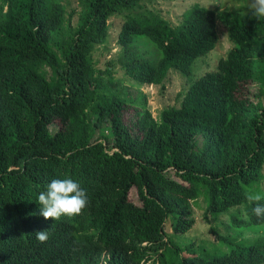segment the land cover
Returning a JSON list of instances; mask_svg holds the SVG:
<instances>
[{"label": "trees", "instance_id": "trees-1", "mask_svg": "<svg viewBox=\"0 0 264 264\" xmlns=\"http://www.w3.org/2000/svg\"><path fill=\"white\" fill-rule=\"evenodd\" d=\"M145 1L0 0V264H264V19L195 4L174 25ZM122 13L118 60L140 84L192 76L219 22L234 46L155 117L93 55ZM65 177L88 204L45 219L37 195ZM196 205L215 239L184 244Z\"/></svg>", "mask_w": 264, "mask_h": 264}, {"label": "rangeland", "instance_id": "rangeland-1", "mask_svg": "<svg viewBox=\"0 0 264 264\" xmlns=\"http://www.w3.org/2000/svg\"><path fill=\"white\" fill-rule=\"evenodd\" d=\"M68 8L76 7L77 0H69ZM145 7L139 8V11L144 9L152 10L160 13L164 18L168 19L172 24L177 25L182 21L184 13L193 7L195 4H201L209 8L217 10H232L250 12L249 4L250 0H148L144 2ZM144 10V11H146ZM77 19V16L75 17ZM125 21V14H118L111 18L110 31L107 37V41L96 46L94 50V58L97 62L99 69H106L109 61L114 60L115 68L112 72L113 84L110 80L109 74H103L105 81L109 85H115L117 88L125 90L126 94L139 101L146 100L147 106L152 110L155 117H158L160 112L170 106H179L183 95L187 92L192 83L206 74L209 71L216 70L218 68L219 60L222 57H226L230 49L234 46L228 33V28L223 23L219 22V40L216 47L207 55L198 58L194 63V73L192 76H185L176 69L170 70L167 78L162 85L156 84H140L134 79L126 75L125 70L122 68L119 62V57L122 54V47L118 41L119 33L122 29V25ZM140 52H146V55L155 58L156 53L153 48H150L145 43L138 45ZM134 107H131L126 117L130 118L134 116ZM200 141L203 137L199 136ZM131 198L135 201H139L138 194L135 189L131 192ZM204 205V203H202ZM195 213L197 217V223L194 228L185 235H180L178 240L184 243L186 238L188 241H199L201 238H208L210 240L215 239V235L209 233V224L203 221L204 206H195ZM190 241V242H189ZM146 243H144L145 245Z\"/></svg>", "mask_w": 264, "mask_h": 264}, {"label": "clouds", "instance_id": "clouds-1", "mask_svg": "<svg viewBox=\"0 0 264 264\" xmlns=\"http://www.w3.org/2000/svg\"><path fill=\"white\" fill-rule=\"evenodd\" d=\"M249 11L257 20L264 19V0H250ZM254 200L260 201L261 197L256 196ZM36 201L40 214L45 219L57 220L62 216L79 214L88 204V194L71 177L54 178L38 193ZM252 210L257 217L264 218V204L256 203ZM35 235L40 241H45L48 237L47 231H38Z\"/></svg>", "mask_w": 264, "mask_h": 264}]
</instances>
